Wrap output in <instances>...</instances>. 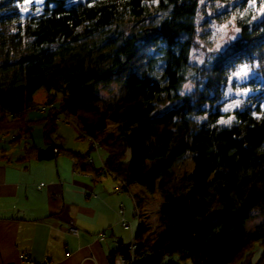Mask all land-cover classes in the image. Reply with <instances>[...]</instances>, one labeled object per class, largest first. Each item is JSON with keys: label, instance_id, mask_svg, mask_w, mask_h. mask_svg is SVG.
I'll return each mask as SVG.
<instances>
[{"label": "trees", "instance_id": "1", "mask_svg": "<svg viewBox=\"0 0 264 264\" xmlns=\"http://www.w3.org/2000/svg\"><path fill=\"white\" fill-rule=\"evenodd\" d=\"M201 1L44 0L40 12L24 16L25 0H0V141L15 136L14 145L39 121L47 140L58 112L37 121L23 114L37 109L41 87L57 91L58 102L49 93L46 103L98 143L103 166L55 145L29 146L20 160L65 154L82 173L137 185L139 208L158 195V230L144 240L150 255L139 247L134 264H253L256 245V264H264V223L247 230L253 211L264 214V17L255 21L264 0H212L229 8L214 16L219 22L236 13L239 36L196 64L190 52L199 48ZM245 64L256 66L257 76L242 86L250 94L242 108L223 112L224 89ZM189 77L195 87L184 94ZM113 84L111 98L99 96ZM168 104L177 105L161 112ZM109 121L116 136L107 132ZM6 152L0 145V159ZM117 253L130 259L126 248L110 255L112 264Z\"/></svg>", "mask_w": 264, "mask_h": 264}, {"label": "crops", "instance_id": "2", "mask_svg": "<svg viewBox=\"0 0 264 264\" xmlns=\"http://www.w3.org/2000/svg\"><path fill=\"white\" fill-rule=\"evenodd\" d=\"M60 156L0 159V264H19L23 253L53 264H112L110 255L126 250L118 207L126 217L128 200L131 214L130 198L113 176L78 174L75 160Z\"/></svg>", "mask_w": 264, "mask_h": 264}, {"label": "rangeland", "instance_id": "3", "mask_svg": "<svg viewBox=\"0 0 264 264\" xmlns=\"http://www.w3.org/2000/svg\"><path fill=\"white\" fill-rule=\"evenodd\" d=\"M75 1V0H73ZM44 0H31L29 3L23 2L20 6V9L22 10L24 16L28 15L29 13L36 14L41 11L43 6ZM232 4L234 2L229 3V5L232 8ZM199 11L196 17V26H197V44L199 45V48L192 49L190 52V62L196 63V64H202L205 62V60H209L211 56L216 54L217 52L224 51L228 45L239 36V28L237 27L236 22V13H232L228 19L225 21L219 22L217 19L214 18V16L221 11L228 10L229 8L225 3H222L220 1H216L213 3L211 0H202L199 5ZM24 9H27L25 11ZM264 17L263 9H259L257 12V17L255 18V21H258ZM257 76L256 72V66L245 64L243 66H240L232 75L230 78L227 86L224 89L223 98L221 100L222 102V110L223 112H230L235 109L242 108L245 104V101L250 94V89L243 88V84L247 83L249 80ZM195 85L191 80V77L188 78V80L183 84L182 86V93L188 94L194 89ZM117 92V87L115 84L111 85L109 88L101 89L98 91V94L100 97L108 99L111 98L115 93ZM57 94V100L55 103L58 102V99L60 97V94H58L57 91L52 90L49 92L46 87H41L34 95L33 99L34 102L37 105V109H33L30 111H26L23 114V119L26 121L28 120H40L41 118H44L48 112V110L52 109L56 112H58V119L55 122V125L52 126L50 124L48 126V129H53L52 132L49 134V138L46 140V137L44 135V127L46 122L45 121H39L32 123L31 133L27 134L26 136L22 137L18 142H16L14 145L9 143L10 138H12L10 135H6L3 140L0 141L1 146H5L7 150V158L11 162H16L17 159L23 155L25 148L35 145L41 149H49L52 146H59L64 147L67 149H72L75 151H78L83 154H88L91 157L90 163L93 164L94 160L97 162V164H100L101 167L103 166V163L99 160V154L104 156L103 150H101L100 146L96 143H94L93 146L98 145V148H93L90 140L86 138L79 130V128H76L74 124L66 122L65 118L61 113L64 114V112H61L57 108V104H47L46 100L48 97V94ZM177 104H168L166 106L161 107V112H165L168 109L175 107ZM47 107L45 110L46 113L43 114L40 112L41 108ZM56 107V108H54ZM63 116V117H61ZM68 118H70L73 122H77L75 118L72 116L66 115ZM232 121V118H228L224 121H222L223 125H228ZM107 132L116 136L118 134V126L113 124L112 122H108L107 125ZM60 159H67L66 155H61ZM103 159V157H102ZM103 161V160H102ZM76 167L75 171L78 174H84L81 172L80 168ZM100 167V168H101ZM89 174V173H88ZM110 175V174H109ZM111 176V175H110ZM112 177V176H111ZM112 180L117 183L114 177H112ZM117 191H125L123 187L120 185V182H118ZM129 198L132 202V196L135 201L136 207H134V204L132 202V208H137L138 214H139V220L133 219L132 212L131 214L128 212L129 201L125 199L124 204L126 206L127 212L126 217L129 221H131V230H125L121 225L118 227V232L124 236V243L129 245L132 237L134 234L137 233V231L143 230V234L148 237V235H153L157 232L158 229L154 225H151V223L156 222L157 218V210L160 205V197L158 195L150 198H146V200L142 203V208H139L137 204V200L135 197V194L138 193L139 189L137 185H132L129 188ZM122 206V205H121ZM119 205L118 209L121 208ZM120 210V209H119ZM252 217L247 223V230L253 231L256 226L264 223V214H262L260 211L255 210L251 213ZM120 224V223H119ZM153 226V227H152ZM140 228V229H139ZM122 231V233L120 232ZM119 236V234H118ZM127 245V246H128ZM252 256L251 261L253 264H256L259 258V247L256 245L252 250Z\"/></svg>", "mask_w": 264, "mask_h": 264}, {"label": "built area", "instance_id": "4", "mask_svg": "<svg viewBox=\"0 0 264 264\" xmlns=\"http://www.w3.org/2000/svg\"><path fill=\"white\" fill-rule=\"evenodd\" d=\"M46 109H47V107L45 106L44 108H41L39 110L41 112H43ZM61 114L64 116V118H65V120L67 122L73 123L71 121V119H69L66 116V114H63V113H61ZM10 116L13 117V118H17V117H20L21 116V113H18V114L12 113V114H10ZM95 148H98V145H96ZM102 160L103 159L101 157V161ZM103 162L104 161H102V163ZM120 185L123 187V189H125V191L124 192L123 191H118V192L125 193L126 196L130 197L129 196V189L127 187H125L126 185L124 183H122V182H120ZM41 186H39V187H41ZM116 189H118V188H116ZM132 202L134 204V207H136L135 201L133 199V196H132ZM124 213H125L124 212V206H121V208L119 210V214L121 216L120 217V225L125 230H131V221H129L125 217ZM132 215H133V219H138L139 220V214H138L137 208H132ZM69 233H71L73 235H76L77 234V231L75 229H70L69 230ZM102 236H104V235H102ZM136 245H137V243L135 242V240H133L127 246V252L129 253V258L130 259L127 260L121 253H117L113 257V264H134V254L136 252ZM144 254H145L146 257H148L150 255V252L148 250H145L144 251ZM19 264H53V262L49 258H45L44 260L37 262V261L32 260L28 254L23 253V254H20V256H19Z\"/></svg>", "mask_w": 264, "mask_h": 264}, {"label": "bare ground", "instance_id": "5", "mask_svg": "<svg viewBox=\"0 0 264 264\" xmlns=\"http://www.w3.org/2000/svg\"><path fill=\"white\" fill-rule=\"evenodd\" d=\"M62 115V114H61ZM69 116V115H68ZM61 117H63V116H61ZM70 119V118H69ZM73 122V121H72ZM72 124H75V126H76V128H79V126H78V124L77 123H75V122H73ZM15 137V136H14ZM14 137H12V138H14ZM89 139V138H88ZM90 140V142H91V144H93V143H96V144H98L97 142H95V141H93V140H91V139H89ZM83 154V153H82ZM99 156V160H101V154H99L98 155ZM90 159H91V157L90 156H88V158H87V162L88 163H90ZM94 163H95V160H94V162H93V164L92 163H90V165L91 166H95L94 165ZM117 184H118V181H117ZM116 184V185H117ZM120 209V208H119ZM151 225H154L155 227H156V222L154 221V223H151ZM153 227V226H152ZM137 233H138V231H137ZM134 234V236L132 237V239H131V241H133V240H135V242L137 243V245H136V249H138L139 247H142V249L145 251V250H148L149 252H150V248L147 246V245H144V240H145V238H147V236L146 235H143V239L141 240V239H139L138 237V234ZM138 236V237H137ZM130 241V242H131ZM130 244V243H129ZM144 245V246H143ZM145 255V254H144ZM146 257V256H145Z\"/></svg>", "mask_w": 264, "mask_h": 264}, {"label": "snow or ice", "instance_id": "6", "mask_svg": "<svg viewBox=\"0 0 264 264\" xmlns=\"http://www.w3.org/2000/svg\"><path fill=\"white\" fill-rule=\"evenodd\" d=\"M31 2V0H25V3H29ZM25 11H27V9H24Z\"/></svg>", "mask_w": 264, "mask_h": 264}]
</instances>
